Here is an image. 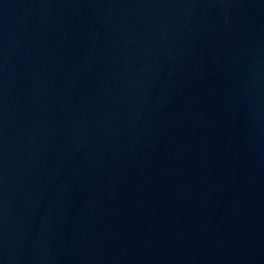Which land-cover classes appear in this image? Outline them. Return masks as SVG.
I'll use <instances>...</instances> for the list:
<instances>
[{
  "label": "water",
  "instance_id": "water-1",
  "mask_svg": "<svg viewBox=\"0 0 264 264\" xmlns=\"http://www.w3.org/2000/svg\"><path fill=\"white\" fill-rule=\"evenodd\" d=\"M0 264H264V0H0Z\"/></svg>",
  "mask_w": 264,
  "mask_h": 264
}]
</instances>
